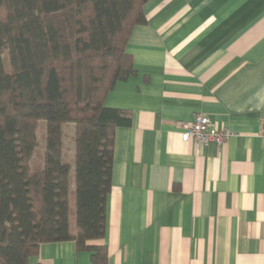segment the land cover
Returning a JSON list of instances; mask_svg holds the SVG:
<instances>
[{
  "label": "crops",
  "instance_id": "0c3cea01",
  "mask_svg": "<svg viewBox=\"0 0 264 264\" xmlns=\"http://www.w3.org/2000/svg\"><path fill=\"white\" fill-rule=\"evenodd\" d=\"M126 44L135 75L107 108L114 133L107 264H264V0H149ZM202 114L221 147L180 140ZM27 264H90L73 242Z\"/></svg>",
  "mask_w": 264,
  "mask_h": 264
},
{
  "label": "trees",
  "instance_id": "16d2710c",
  "mask_svg": "<svg viewBox=\"0 0 264 264\" xmlns=\"http://www.w3.org/2000/svg\"><path fill=\"white\" fill-rule=\"evenodd\" d=\"M148 1L0 0V264L64 242L107 264L106 247L87 243L105 237L114 133L131 116L104 99L135 75L126 44ZM39 131L43 167L33 172Z\"/></svg>",
  "mask_w": 264,
  "mask_h": 264
},
{
  "label": "built area",
  "instance_id": "2783aa9c",
  "mask_svg": "<svg viewBox=\"0 0 264 264\" xmlns=\"http://www.w3.org/2000/svg\"><path fill=\"white\" fill-rule=\"evenodd\" d=\"M180 140L183 143L194 141L198 144L215 143L221 147L230 138V133L214 127L207 116L196 114L190 122L180 125Z\"/></svg>",
  "mask_w": 264,
  "mask_h": 264
},
{
  "label": "rangeland",
  "instance_id": "374dc122",
  "mask_svg": "<svg viewBox=\"0 0 264 264\" xmlns=\"http://www.w3.org/2000/svg\"><path fill=\"white\" fill-rule=\"evenodd\" d=\"M4 60H6V54H4L3 57ZM40 127L44 128L45 124L44 122L40 123ZM44 135L42 131L38 132V142H39V147L36 149V151L33 154L32 160L30 162V167L33 172L39 171L43 167V157H44V140L41 137ZM63 145H64V151L66 149L71 150V155H72V150H73V125L72 124H67L63 128ZM70 157L67 159L69 160ZM66 160V162H67ZM71 191H73V186L71 185ZM71 208L73 209V204L71 205Z\"/></svg>",
  "mask_w": 264,
  "mask_h": 264
}]
</instances>
